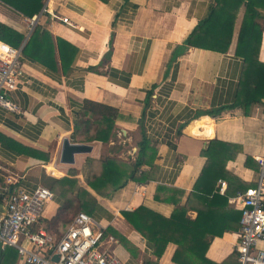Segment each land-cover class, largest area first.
Instances as JSON below:
<instances>
[{
  "label": "crops",
  "instance_id": "1",
  "mask_svg": "<svg viewBox=\"0 0 264 264\" xmlns=\"http://www.w3.org/2000/svg\"><path fill=\"white\" fill-rule=\"evenodd\" d=\"M221 2L232 7V12L236 10L225 52L184 45L198 22L209 15L215 0H45L42 9L46 12L36 15L37 25L53 39L56 64L53 69L20 57L19 84L9 95L19 112L0 108V188L27 193L38 186L50 189L54 197L45 204L39 226L59 236L64 227L57 222L58 210L71 193L68 186L55 181L68 177V170L74 169L78 185L98 201L99 208L90 217L93 229L102 231L103 249L111 251L121 264H175L171 261L173 244H167L156 258L153 245L121 212L143 205L169 217L172 201L183 204L189 194L196 200L191 192L207 161L204 152L210 142L224 144L219 163L247 184L244 191L254 187L260 168L257 160H264V99L251 106L247 115L234 107L216 118H195L200 111L232 107L239 96L244 60L235 51L245 7L243 3L234 5V0ZM51 14L67 18L71 25ZM260 15L258 23L263 29L258 61L264 65V10ZM25 20L0 3V22L25 34L24 43L29 37ZM57 38L77 49L66 71L60 64ZM84 101L117 110L112 137L107 143H88L90 153L75 155L71 165L62 164V142L76 143L72 133ZM142 141L146 142V163L151 165L142 170L146 174L151 170V181L128 182L109 198L96 196L86 186L87 159L111 157L131 163ZM219 181L225 183L226 191L227 180ZM219 181L218 193L224 195ZM157 187L166 189L162 201L154 200ZM244 191L228 198L233 209L239 211L232 200ZM188 215L196 216L193 210ZM236 239V230L214 238L205 257L216 264L234 262ZM259 247L264 248V243ZM0 264L22 263L13 248L3 247Z\"/></svg>",
  "mask_w": 264,
  "mask_h": 264
},
{
  "label": "trees",
  "instance_id": "2",
  "mask_svg": "<svg viewBox=\"0 0 264 264\" xmlns=\"http://www.w3.org/2000/svg\"><path fill=\"white\" fill-rule=\"evenodd\" d=\"M44 1L0 0V3L19 15L31 18L40 13ZM221 1L215 0V5L210 9L209 15L199 21L188 35L184 41L187 48L195 47L218 52H225L228 49L236 10L234 9L235 11L232 12V7L222 4ZM241 3L245 7V12L235 51L236 55L241 56L244 60L239 96L232 107L200 111L195 114V118L203 115L216 118L226 108L234 107L241 108L247 115L251 106L261 104L264 99V65L258 61L263 29L258 20L262 19L260 10H264V0H234V5ZM256 33H258L257 39L255 38ZM24 40L25 34L0 22V41L14 48L22 46L21 55L23 57L54 69L56 64L53 52L54 42L51 35L41 25H36L25 43ZM55 44H57L61 67L63 71H66L72 64L77 49L59 38L55 40ZM116 118V109L84 101L76 113L72 133L73 141L82 144L107 143L112 137ZM138 147V156L131 163H124L111 157L101 160L87 159L86 186L96 196L109 198L113 193L123 189L128 182L145 184L151 181V170L147 174L142 170L143 166H149V168L151 166L145 160L146 142L138 143ZM223 148L224 144L221 142H210L208 149L204 152L207 161L194 185L193 192H191L196 200H192L189 194L183 204L179 200L172 201L174 209L169 217H164L143 205L132 211L121 212L124 220L153 245L156 258H160L167 244H173L175 249L171 261L175 264H216L205 257L211 241L239 228L240 211L231 207L228 198L235 195L236 191H244L248 187L245 182L226 170L224 164L219 163L220 150ZM67 176L55 181L57 185L68 186V193H71L70 196L64 197L57 215V222L64 227V231L76 214L82 212L91 216L99 208L96 197L86 188L78 185L76 170L69 169ZM219 180L228 182L224 195L218 193L216 184ZM165 190L164 187H157L154 200H164L161 195L165 193ZM175 191L181 195L184 194L180 190L176 189ZM1 201L2 197L0 196ZM189 210L195 212L194 218L188 215ZM39 227L38 224L34 228ZM64 231L60 233L62 234ZM234 263H236L235 255L234 262L225 260L221 264ZM144 264L155 263L145 261Z\"/></svg>",
  "mask_w": 264,
  "mask_h": 264
},
{
  "label": "built area",
  "instance_id": "3",
  "mask_svg": "<svg viewBox=\"0 0 264 264\" xmlns=\"http://www.w3.org/2000/svg\"><path fill=\"white\" fill-rule=\"evenodd\" d=\"M45 12L43 8L40 14ZM51 16L71 25L67 18ZM37 20L36 15L26 18L28 34ZM20 57L21 47L14 48L0 41V108L12 113L19 112L9 95L19 84ZM257 161L260 168L254 187L238 193L232 200L240 211L234 264H264V248L259 247L264 243V160ZM219 184V191L223 193L226 185L223 181ZM0 196V206L5 207V215L0 214V245L13 248L22 264H121L111 251L101 247L102 231L93 229V221L85 213L76 214L59 237L42 227L34 228L39 224L45 204L54 197L50 189L38 186L27 193L6 186L0 188Z\"/></svg>",
  "mask_w": 264,
  "mask_h": 264
},
{
  "label": "water",
  "instance_id": "4",
  "mask_svg": "<svg viewBox=\"0 0 264 264\" xmlns=\"http://www.w3.org/2000/svg\"><path fill=\"white\" fill-rule=\"evenodd\" d=\"M91 146L88 144L82 143H71L68 140L62 142L61 153H60V162L62 164H73L74 156L77 154H87L90 153ZM0 214L5 215V207L0 206ZM1 249V245H0ZM53 260H57V257H54Z\"/></svg>",
  "mask_w": 264,
  "mask_h": 264
}]
</instances>
